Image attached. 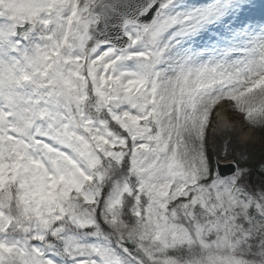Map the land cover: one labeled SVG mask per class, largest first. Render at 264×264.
Returning a JSON list of instances; mask_svg holds the SVG:
<instances>
[{
  "label": "snow or ice",
  "instance_id": "6c2138e0",
  "mask_svg": "<svg viewBox=\"0 0 264 264\" xmlns=\"http://www.w3.org/2000/svg\"><path fill=\"white\" fill-rule=\"evenodd\" d=\"M264 0H0V264H264Z\"/></svg>",
  "mask_w": 264,
  "mask_h": 264
},
{
  "label": "rangeland",
  "instance_id": "374dc122",
  "mask_svg": "<svg viewBox=\"0 0 264 264\" xmlns=\"http://www.w3.org/2000/svg\"><path fill=\"white\" fill-rule=\"evenodd\" d=\"M257 136L259 138V134H257ZM262 145H264V141H261V139L259 138V142L255 146H253L257 153L259 152Z\"/></svg>",
  "mask_w": 264,
  "mask_h": 264
},
{
  "label": "bare ground",
  "instance_id": "6f19581e",
  "mask_svg": "<svg viewBox=\"0 0 264 264\" xmlns=\"http://www.w3.org/2000/svg\"><path fill=\"white\" fill-rule=\"evenodd\" d=\"M254 140H255V143L252 145V147L255 146V145L259 142V138H258V136H256V137L254 138Z\"/></svg>",
  "mask_w": 264,
  "mask_h": 264
}]
</instances>
